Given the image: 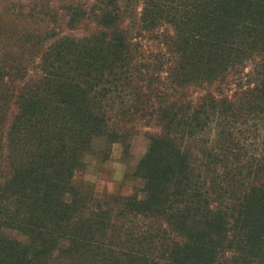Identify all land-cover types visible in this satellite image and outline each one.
I'll return each instance as SVG.
<instances>
[{
    "label": "trees",
    "instance_id": "1",
    "mask_svg": "<svg viewBox=\"0 0 264 264\" xmlns=\"http://www.w3.org/2000/svg\"><path fill=\"white\" fill-rule=\"evenodd\" d=\"M67 9L70 25L85 14ZM124 14L97 0L100 29L81 39L0 30V264H264V0H142L144 28L173 30L158 72L137 60ZM164 68L179 100L154 107ZM231 76L230 96L189 95ZM147 113L166 132L138 164L144 186L98 199L78 179L85 155Z\"/></svg>",
    "mask_w": 264,
    "mask_h": 264
},
{
    "label": "rangeland",
    "instance_id": "2",
    "mask_svg": "<svg viewBox=\"0 0 264 264\" xmlns=\"http://www.w3.org/2000/svg\"><path fill=\"white\" fill-rule=\"evenodd\" d=\"M125 14L119 24L125 31L128 40L133 48L139 50L137 60H141L151 72L161 70L159 61L156 60L158 54L164 50L166 34H172V27L162 24L155 29L144 28L138 17L142 8V0H118ZM97 4V0H0V30L18 34L21 30L27 31L31 28L48 32L50 37L47 43L62 36L74 39H81L96 33L100 27L92 15V6ZM67 7H72L76 11L85 13L79 21L70 25L69 16L71 11ZM25 15V16H22ZM47 26L53 27V33L47 31ZM38 61V60H37ZM253 62L247 61L244 65V73L251 71ZM147 70V68H144ZM164 68L160 73L159 79L152 80L151 106L173 105L174 101L179 100L178 95L173 91V79ZM36 77L35 69L30 68L28 76L17 81V90H22L24 86H30L29 79ZM237 76H231L226 83L214 82L203 84L200 87L188 85L189 95L193 99H198L207 91L217 94L219 90L226 95H232L238 88ZM248 81L253 85L256 82L255 76L248 77ZM254 82V83H252ZM175 89H179L174 87ZM150 106V105H149ZM12 112H16L15 106ZM111 120H115L111 116ZM125 129V139L122 142L105 144L104 142L95 143L94 153H87L84 157L85 168L78 174V179L89 183L93 187L97 198L109 199L108 196H128L135 190L144 186V180L137 175L138 164L148 151L151 137L162 135L166 128L159 122L154 115L147 113L141 120L132 121ZM173 137V127L170 132ZM257 145H252L256 147ZM258 153H264V146L260 145ZM251 148V150H252ZM264 156L263 154H261ZM8 235L26 241L25 236L18 231L7 230Z\"/></svg>",
    "mask_w": 264,
    "mask_h": 264
}]
</instances>
